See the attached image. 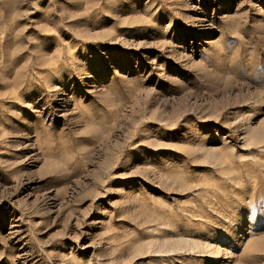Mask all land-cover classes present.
<instances>
[{
  "label": "rangeland",
  "instance_id": "374dc122",
  "mask_svg": "<svg viewBox=\"0 0 264 264\" xmlns=\"http://www.w3.org/2000/svg\"><path fill=\"white\" fill-rule=\"evenodd\" d=\"M0 264H264V0H0Z\"/></svg>",
  "mask_w": 264,
  "mask_h": 264
}]
</instances>
